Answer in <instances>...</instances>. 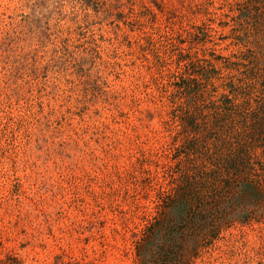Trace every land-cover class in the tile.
Listing matches in <instances>:
<instances>
[{
  "label": "rangeland",
  "instance_id": "1",
  "mask_svg": "<svg viewBox=\"0 0 264 264\" xmlns=\"http://www.w3.org/2000/svg\"><path fill=\"white\" fill-rule=\"evenodd\" d=\"M237 0H0V264H136L171 186L179 49L244 50ZM194 264H264V222Z\"/></svg>",
  "mask_w": 264,
  "mask_h": 264
},
{
  "label": "trees",
  "instance_id": "2",
  "mask_svg": "<svg viewBox=\"0 0 264 264\" xmlns=\"http://www.w3.org/2000/svg\"><path fill=\"white\" fill-rule=\"evenodd\" d=\"M244 50L176 55L171 186L137 234L136 264H194L235 223L264 222V0H237Z\"/></svg>",
  "mask_w": 264,
  "mask_h": 264
}]
</instances>
